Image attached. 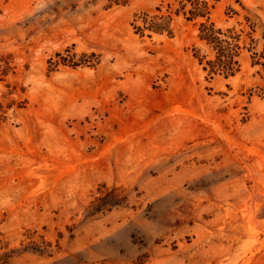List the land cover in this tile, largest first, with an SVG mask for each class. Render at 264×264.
<instances>
[{"label":"rangeland","instance_id":"1","mask_svg":"<svg viewBox=\"0 0 264 264\" xmlns=\"http://www.w3.org/2000/svg\"><path fill=\"white\" fill-rule=\"evenodd\" d=\"M205 1L239 35L234 75L203 69L204 19L175 0H0V264L120 262L107 247L146 264L159 204L208 193L244 209V246L203 251L192 221L152 245L168 264H264V0ZM168 13L171 34L135 31ZM132 195L148 220L99 234Z\"/></svg>","mask_w":264,"mask_h":264},{"label":"bare ground","instance_id":"2","mask_svg":"<svg viewBox=\"0 0 264 264\" xmlns=\"http://www.w3.org/2000/svg\"><path fill=\"white\" fill-rule=\"evenodd\" d=\"M183 158H190L188 154H177L172 156L174 165L177 161ZM152 163L156 166L163 165V161L154 158ZM238 170V168H237ZM179 197L181 195V189L174 186H168L156 191L155 196H172L173 194ZM173 198V197H172ZM135 197L132 195L129 197V205L125 208H121L113 215H110L97 223L99 234H113L117 232L119 238L125 242L129 241V233L141 226V223L146 222L149 217L145 214V209H133V202ZM160 203L157 210V216L159 224L157 228L161 229V233L153 232L150 238L152 248L148 249L149 261L146 264H168L170 249L162 248L161 246L152 245V242L156 238L165 237L164 235L168 231H176V237L180 235L178 233L180 227L189 221L194 222L192 227L193 235L196 240V245H200L203 251H207L212 248L214 242L223 243L224 246L232 248L234 245L244 246V227L245 217L244 209L237 206L236 203H232L228 200V197L221 196L220 194L213 195L211 193L205 195H193L189 198H184L178 203L170 199V203L166 200ZM210 215L211 218H205ZM153 216V215H152ZM107 223L110 226H107ZM185 226V225H184ZM166 238V237H165ZM208 249H205V248ZM108 255L120 258V262L116 264H130L123 260L119 256L118 251L115 248L107 247L105 249ZM203 254L198 253L186 256L189 264L200 263V257ZM198 256L197 259H195ZM195 257V258H194ZM136 264V263H134ZM206 264V263H201Z\"/></svg>","mask_w":264,"mask_h":264},{"label":"trees","instance_id":"3","mask_svg":"<svg viewBox=\"0 0 264 264\" xmlns=\"http://www.w3.org/2000/svg\"><path fill=\"white\" fill-rule=\"evenodd\" d=\"M177 7L174 10L175 14H182L186 21H193L197 19H204L198 24V38L205 42L206 45L214 51V58L206 60L203 69H209L210 73L217 71L228 75H234L236 70L233 65L237 64L235 56L238 55L240 48L238 41L239 35L235 34L233 30L228 29L223 31L217 28L213 22L209 20L210 6L205 0H175ZM167 11H171V4H168ZM171 14H155L147 16L142 20L141 26H135V31L140 35L144 32L150 31L153 33H163L166 31L171 34L170 29ZM202 64V59L199 60Z\"/></svg>","mask_w":264,"mask_h":264}]
</instances>
